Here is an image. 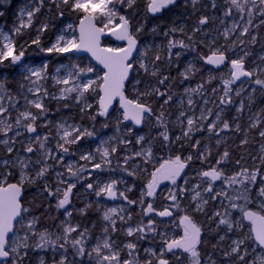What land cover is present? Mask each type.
<instances>
[{
    "label": "snow or ice",
    "instance_id": "snow-or-ice-1",
    "mask_svg": "<svg viewBox=\"0 0 264 264\" xmlns=\"http://www.w3.org/2000/svg\"><path fill=\"white\" fill-rule=\"evenodd\" d=\"M226 3L229 7L223 16L231 17L235 9L240 13L239 21L234 20L223 31L217 30V35L210 39L208 26L215 17L205 11L198 16L190 30L191 34L183 25L175 22L162 32L158 26H153L151 33L154 36L162 35L166 44L145 43L142 47L138 37L144 31V25L142 22L134 23L138 0H31L30 4L20 9L19 23L11 32L0 29V136L3 137L0 138V150L4 153L0 155V169L4 170L0 172V264H31L30 253L49 249L53 252V264H140L137 258L138 244L148 234H152L153 243H156L157 238L159 242L156 248L144 249L149 256L144 264H184L185 259L188 264H264V255H256L254 250H250L249 244L252 241L264 250V167L251 170L240 167L239 171L229 175L225 171L231 162L227 148L214 154L207 145L202 146L201 140H193L195 133L207 131L216 137V145L219 146L223 142L220 133L226 130L244 132L238 122L233 127L229 120L222 119L220 112H213L212 109L205 108L199 116L195 115L197 102L193 99L194 95L201 96L205 105L216 103L212 97L217 96L219 90L207 87L217 78L213 75L214 70L221 66L228 68L227 78H222L223 94L217 97L218 106H231L234 103L232 94L240 96L246 83L256 86L251 89L252 93L259 90L264 96V55L250 61L252 53L247 48L248 44L258 43V35H253L252 29L264 26V0H243V3L241 0H226ZM179 4L180 0H147L146 10L153 17L158 14L162 16L166 11L176 9ZM2 5L3 0H0ZM189 5L193 14L201 8L215 10L219 7L217 0H207L206 4L202 0H184L185 8ZM45 7L49 15L41 19ZM66 12L74 14L77 23L63 25L58 29L54 41L45 45L42 37L55 26L54 21L63 18ZM0 15L3 13L0 12ZM254 16L259 17V24H254ZM220 23L224 24V20L221 19ZM27 30L34 32V37L24 44H18L15 37L25 35ZM176 33L184 35L187 42L175 39ZM197 34H203L202 38ZM105 35L125 43L123 46H103L102 37ZM245 36L250 39L246 41L242 38ZM221 37L223 44L218 43ZM200 45L208 49V54L199 56L205 65L211 66L208 79L184 90L188 111L193 114L188 115L185 110L179 112L176 123L181 132L173 136L166 116V107L173 100L169 84L172 77L170 73H165L179 61L181 50L195 51ZM29 47H34L38 54L68 57L69 63L61 64L50 74L47 61L41 62L39 67L25 62ZM79 53L90 54L92 60L102 66L103 74L91 78L89 74L97 71L94 66L89 64L82 67L73 62ZM10 69H14L21 80L20 92L17 94L7 87L4 73ZM196 71L195 66L189 63L179 75L183 80H188ZM141 72L152 78L147 84L138 78ZM49 79L54 85L62 87L57 92L49 91L45 86ZM237 82L239 87L234 89L233 85ZM129 90L132 95L126 94ZM206 92L208 95H205ZM117 100L118 109L113 107ZM154 100L160 102L159 110L154 108ZM49 101L57 103V111L61 107L75 106L82 118L86 116L93 122L97 117L107 121L113 112H118L115 117L116 131L121 134L102 139L94 150L80 152L79 160L86 163L66 162L67 156L76 154L72 146L80 145L86 138H94L96 132L94 128L89 130L69 122L71 117L62 118L54 124L56 147L53 149L49 146L51 132L41 135L38 131L39 128L49 129L53 126V122L48 119L52 111L48 106ZM254 102V97L249 96V111ZM245 108L246 104L241 100L236 112L243 113ZM13 112L16 113L14 117ZM209 116L215 119L208 121ZM233 119L237 120L238 117ZM40 121L42 123H38ZM249 121V131L257 130L261 140H264V111L253 113ZM126 122H131L133 127H129ZM146 124L157 130L151 139L138 131ZM103 127L107 128L108 123L105 122ZM156 142L161 150L169 152L176 146L179 154L169 156L148 172L142 165L154 164ZM186 144L195 150V154L189 152L184 156L179 151ZM247 144L249 140L245 133L240 145ZM130 145L133 148L136 145L140 147L132 150L128 147ZM261 152L264 153V144L261 145ZM118 153L124 154L119 156ZM214 155L217 158L210 160ZM137 158H140V164H130ZM196 160L210 166L196 173L199 182L190 189L179 185L178 180L185 169ZM260 161L264 165V155H261ZM235 163L239 166L240 160ZM9 169H19L18 182H8V177L13 175ZM117 171L127 177L148 172L149 178L140 189L138 199H131L126 194L133 191L135 184L129 185L123 176L112 178V174ZM103 173H108V176H102ZM165 181L173 187L168 188L163 195L166 203L157 207L154 202L161 195L158 189ZM217 181L223 185L219 190L215 186ZM26 184L36 188V198L41 201L54 200L55 209L63 210L61 214L65 219L60 222L61 231L55 234L54 239V234L47 228L37 230L40 217L28 218L30 209L22 202ZM187 184L188 180L185 179L184 185ZM78 185L97 198H119L128 207L139 205V215L147 219L131 224L129 222L133 216L128 207H104L97 202L95 210L102 211L103 223L97 225L91 222L93 228L100 227L102 238L95 237L89 227L72 223L74 212L86 218L93 209L92 202H85L78 209L72 207L77 198L74 190ZM120 185H124L123 190H120ZM189 192L191 196L187 195ZM182 200L188 203L182 205ZM212 201H219L220 207L210 212L208 206ZM252 204L258 210L253 211L248 207ZM230 209L238 210L241 218L237 219ZM177 212L183 213L178 217V226L182 229V235L178 237L169 235L167 225L164 230H160V225L165 224L163 218H171ZM199 215L206 218V224L198 222ZM245 220L251 226L248 232L243 231ZM18 231H23L24 235L18 236ZM213 231L215 235H208L206 240V234ZM120 234L133 239L117 243ZM33 238H37V242L29 244L28 241ZM92 239H95V244L91 243ZM212 239H216L217 243L211 245L212 251L205 260L201 256L200 246L205 242L210 243ZM221 244L225 247H221ZM125 252L126 259L122 256ZM217 252L223 257L222 260L214 258ZM57 255L59 259H55ZM38 262L46 264L44 256H39Z\"/></svg>",
    "mask_w": 264,
    "mask_h": 264
},
{
    "label": "trees",
    "instance_id": "trees-1",
    "mask_svg": "<svg viewBox=\"0 0 264 264\" xmlns=\"http://www.w3.org/2000/svg\"><path fill=\"white\" fill-rule=\"evenodd\" d=\"M27 3H31V0H3V5L0 6V12L3 13V15H0V29L2 30H7V31H11L13 29V27L16 25V19H17V15L19 12V9L22 7V5L27 4ZM202 3L206 4L207 0H202ZM217 4L218 6L222 5V0H217ZM189 6L187 8L182 7V3L179 4V6L174 9L171 12H165L163 14L162 17H152L148 12H147V0H138V8H137V13H136V17L134 20L135 22H142L144 25V31L142 33L139 34L138 39L142 42H151V41H155L157 44H161L164 43L166 44V39L162 36V35H153L151 33V28L153 26H158L159 31H164L166 30L170 25H172L173 22H175L178 25H184L183 23L186 22V20L189 18V15L192 13L191 9H188ZM219 9H204L201 8L200 11H198V16L203 14V12L207 11L208 13H210L211 11L213 13H217ZM49 15L48 13V9L47 7H45L44 9H42V13H41V19H43L45 16ZM67 20H75V15L66 12L65 16L63 18H58L54 21V27L51 28L43 37H42V42L45 45H48L55 37V34L57 32V30L59 28H61V26L67 21ZM215 21V20H214ZM77 22V21H76ZM184 28L186 31L189 32V34H191L190 29L186 28V26L184 25ZM257 32H259V38H258V43L256 44H248L247 48L248 50L251 51L252 55H254L257 52H260L261 49L264 48V26H261L259 29H257ZM35 33L32 32L31 30H28L25 35L23 36H19V37H15L16 42L18 44H24L25 41H28L30 38L34 37ZM199 38H202L201 34H197ZM175 39H184L185 42H187V39L184 35L180 34V33H176L175 34ZM218 43L221 44V42L219 41ZM175 51V50H174ZM182 51V55L179 59V61L176 63L177 66L175 67V64L169 68L167 70V72L165 74L170 73L172 79L169 81V84L171 85V91L173 93V100L170 102V104L166 107V116L168 121L170 122V134L175 136L178 128L176 127V125L174 124V109H175V101L177 100V98L181 95V85H180V81L182 80V78L179 75V72L181 70L180 64L184 61V58L186 57H190V56H195V58H199V56L201 54L206 55L208 54V49L206 47H204L203 45H200L196 48L195 51H191V50H181ZM26 62H34V63H38V62H42L44 59L48 58L51 62V68H53L54 64L57 63H65V62H69V58L68 57H64V56H56L55 54H53L52 56H46L44 54H38L37 51L35 50L34 47H29L27 48L26 51ZM251 58V57H250ZM200 59V58H199ZM208 67V65H206ZM205 72V68H201L196 74H194L191 77V81H197V82H202L204 80H206V75H203L201 77H199L200 74H204ZM226 74L228 73V68H224L221 71H214L215 76L217 77L216 79H214V81L209 84L210 87L216 88L219 85V79H220V74ZM4 76L7 77V87L8 89H10L12 91L13 94H17L20 92V77L18 75H16V72L14 69H10L7 72L4 73ZM15 77V78H13ZM143 79L145 82L151 80V77H147L144 74L140 73L139 77ZM225 78H227V75L225 76ZM154 82V81H153ZM127 95L130 94V92L128 91L126 93ZM257 95L259 96L260 99H258V103H256L257 107H260L261 109H264V96L261 95L260 91L257 92ZM234 103L231 106H228L229 108L234 107L239 98L234 97L233 98ZM159 101H155L154 100V108H156L157 110H159ZM118 106V105H117ZM116 106V107H117ZM115 107V108H116ZM119 107V106H118ZM55 109V107H54ZM118 109V108H117ZM116 113V112H113ZM73 114L75 116H73V118L77 121L82 122V124H84L87 128H89V130H92L94 128L95 132H96V136L97 137H101L104 136L106 134L111 133L115 128H116V120H115V116H113L111 118H108L107 121L105 120V118L103 117H97V120L95 122H93L91 119H89L88 117H81V115L77 114L76 112L73 111ZM16 115L15 112H13V117ZM107 122L108 123V127L105 128L103 127V124ZM145 132L146 138L151 139L152 136L156 135V129L154 127H149V125H145L142 129ZM233 134L234 137L231 138L230 140L227 141V144L225 146V148H227L231 154V162L227 165V167L225 168V171L231 175L233 172L235 171H239L240 167H247L250 170L253 168H257V167H264V165L262 164H258L257 160L253 161V158L255 157L256 151L253 147V145H257L259 143H262L263 140L259 139L258 140V132L255 131V138L252 137V134L250 135L249 140V144L247 145H240V141L243 139L240 133L234 132ZM0 138H3L2 136H0ZM87 140V138L85 139V141ZM225 148H220L219 151H217L214 154H218L223 152V150H225ZM154 150H156V153H159V145L158 142H156L155 146H154ZM161 157L163 160L169 158V156H174L176 154H178V151L176 150V146H173V150L171 152H169L168 150H164L163 152H161ZM0 155H4L3 151L0 150ZM115 158V157H114ZM217 158V155H214L213 157H210V160H213ZM33 159H35L33 157ZM236 160H240V165L238 166L235 161ZM253 161V162H252ZM194 167L197 170H201L202 168H208L210 165L209 164H201L200 161L196 160L194 161L190 167H188V169H190L191 167ZM4 171L3 169H0V172ZM9 171H11L13 173V175L9 176V180L10 182H17V178H18V169H9ZM137 179L139 181H141V186H143L147 180L146 178H144V176H137ZM25 201H24V205L26 207H28L30 209L31 212V216H38L40 217L39 223L37 224V230L39 231H43L45 228H47L50 232H53L54 229L60 230L59 227V223L64 220L63 215L61 214L63 211H58V214L56 213V209L53 207V202L50 200H39L38 198H36V188L34 186L31 185H25ZM128 195H130L132 197V199H138L140 196V193H135V191L133 193H129ZM164 203H166V201L163 200V195L161 199H158L156 202H154V204L157 207L162 206ZM225 203H227V201H225ZM237 203H243V201H237ZM217 204L216 202H211L209 204V211L211 212L212 210L219 208L220 206H215ZM49 205H51V207H49ZM95 204H93V209L90 210L88 212V215L86 218L84 217H80L78 214H76V212H74L73 217H72V221L73 222H77V223H81L87 227H89L93 233V235L95 237H99L101 235V231H100V227H92V223L91 222H95L97 225H101L103 223V221L101 220V212L100 211H96L95 210ZM136 206V212L134 211L135 209H132L133 212V223H139L141 219L146 220V217H141L139 214L141 212V207L139 205H135ZM253 205H248V207H252ZM82 206L80 204H78L77 208H81ZM140 207V209H139ZM138 210V211H137ZM233 211V215L237 218L238 216L241 215V213H237L238 211L236 210H230ZM54 214V215H52ZM58 215V216H57ZM197 220L198 222H202L206 224V218L203 215H199L197 216ZM163 227V226H161ZM223 234V233H221ZM211 235L214 236L215 232L213 231V233L210 234H206V240H207V236ZM114 236H116V234H114ZM118 237H120V242H126L128 239H132V238H127L124 236L119 235ZM235 238V237H233ZM95 239H92L91 241H94ZM37 242V238H33L30 239L28 241L29 244H34ZM158 238L156 243H153L152 238L150 239L148 236L145 240H141L140 243L138 244V260L139 261H145L148 259V257H146V255L144 254V249H147L149 246H154L157 247L158 246ZM217 240L216 239H212L210 243L205 242L204 244H202L200 246V251H201V256L203 259L207 258V254L210 253L212 251L211 245L212 244H216ZM227 243H230V241H227ZM253 243V242H252ZM254 244V243H253ZM221 247H225L224 244H221ZM32 257L31 260V264H39L38 262V257L39 256H44L46 264H53V254L51 253V250H47L46 252L44 251H38L35 253H30L29 254ZM123 258H128L126 252L122 253ZM214 258L218 259V260H222L223 257L220 256V253L217 252L214 255ZM55 259H59V256L56 257Z\"/></svg>",
    "mask_w": 264,
    "mask_h": 264
},
{
    "label": "rangeland",
    "instance_id": "rangeland-1",
    "mask_svg": "<svg viewBox=\"0 0 264 264\" xmlns=\"http://www.w3.org/2000/svg\"><path fill=\"white\" fill-rule=\"evenodd\" d=\"M241 3H243V0H241ZM27 4H30V3H27ZM27 4L22 5V7H21L20 9L24 8ZM183 4H184V2H183ZM248 6L251 7V5H248ZM189 7L191 8L190 5H189ZM228 7H229V5H228V3H226V0H222V5H220V6L218 7V9L220 8V10H219L217 13H213L212 11L209 13L210 15H212V16L215 17V19H214L215 21L213 20V22L208 26V31L210 32V37H209V39L211 38V36H215V35H217V30H219V31H223V28H224L225 26H229V27H230L234 20L239 21L240 13H238L235 9H233V14H232L231 17H224V16H223L224 11H225ZM20 9H19V12H18V15H17L16 25H15V26H17L18 23H19ZM191 9H192V8H191ZM121 14H123V9H121ZM196 14L198 15V12H196L195 14H193V12L191 13L192 16H193V15H196ZM244 15L246 16V13H245ZM221 19L224 20V24H221V23H220V20H221ZM196 20H197V18H196ZM196 20L193 22V24H191V26H190V30H191V28L196 24ZM68 22L77 23L75 20H67L63 25H65V24L68 23ZM240 23H243V21H240ZM183 24L185 25L186 22L183 23ZM254 24H259V17H258V16H254ZM63 25H62V26H63ZM184 25H183V26H184ZM15 26H14V27H15ZM62 26H61V27H62ZM14 27H13V29H14ZM13 29H12V30H13ZM12 30H11V31H12ZM11 31H7V30H5V32H11ZM27 31H28V30H27ZM27 31H26V32H27ZM57 31H58V30H57ZM56 34H57V32H56ZM56 34H55V35H56ZM252 34H253V35H258V38H259V36H260V35H259V32H257V29H255V28L252 29ZM201 35L203 36V34H201ZM242 38L245 39L246 41H247L248 39H250V38L247 37V36L242 37ZM54 39H55V37H54ZM54 39H53L52 41H54ZM110 39H111V40L106 41V43H105L108 47H115V46H123V45H124V42L116 41L114 37H110ZM233 39H235L234 36H233ZM219 41L221 42V44L224 43V40H223L222 37L219 38L218 42H219ZM145 43H155V44H157L155 41L145 42ZM145 43H142V44H141V47H142ZM135 55H136V53H134V56H135ZM259 55H264V48L261 49L260 52H257V53H255L254 55H252L251 58H249L250 61H251V60H255ZM43 61H47V62H48V65H49L48 71H49L50 74L55 72V68H56V67H59L61 64H63V63H57V64H54V65H53V68H51V66H50V65H51V62H50V60H49L48 58L44 59ZM43 61H42V62H43ZM73 62L80 64L82 67L88 66L89 64H91L92 66H94V67L96 68L97 71H96V73L89 74V76H90L91 78H95L96 75H102V74H103V70L100 69V68H98V67L93 63V61H92L89 57H78V56H76V58L73 59ZM257 62H258V61H257ZM27 63L33 64V65H35V66H37V67H39L40 64H41V62H38V63L27 62ZM68 63H69V62H65L64 65H67ZM189 63L193 64V65L195 66V68L197 69V71L195 72V74H196L201 68H205V72H204V74H200L199 77H201V76H203V75H206V80L208 79L209 68H210V66L207 67V66L203 63V61H202L201 59H199V58H195V56H190V57H186V58H184V61L180 64V67H181L180 72H182V71L184 70V68H185ZM176 66H177V64H175V67H176ZM180 72H179V74H180ZM141 73H142V72H141ZM142 74H143V73H142ZM213 75L215 76L214 71H213ZM226 75H227V73H226V74H223V73L220 74V79H219V82H220V83H219V85L216 87L219 91H218V93H217V96H213V97H212V99L215 100L216 103H209V104L205 105V104H203V98H202L201 96H198V95H194V96H193V99L197 102V103H196V106H195V109H194V111H195V115H196V116H199L200 113H201V111L204 110L205 108L212 109L213 112H220L222 119H227V120H229V122L233 124V127L235 126V123H237V122L241 125V128L244 129V132H239V133L241 134L242 138H244L245 133H247V138H248V139L250 138V135H251V134H252V137L255 138V136H256L255 131H257V130H250V131H249V129H248V125H249V122H250V121H249V117H250L253 113H259V112H261V111H264V109H261L260 107H257V106H256V103H258V99H260L259 96L257 95V92H258L259 90H257L255 93H252V92H251V89H252L253 87H256V86H255V85H251L250 83H246V84H245V90L242 92V94H241L240 96H236L235 93L232 94V97H233V98H234V97L239 98L237 104H236L234 107L229 108V107H225V106H218V105H219V101H218V98H217V97H218L219 95H222V94H223V92H222V88H223L222 78H225ZM213 81H214V79L211 81V83H212ZM147 82H148V81H147ZM147 82H145V84H147ZM199 83H201V82H197V81H194V82H193V81H191V78L188 79V80H183V79H182V80L180 81V85H181V87H182V88H181V91H182V92H181V95H180V96L177 98V100L175 101V109H174V115H175V116H174V121H173V122H174V124L176 125V127L178 128V131H177V133H176L175 136L180 135V132H181V129H180L179 125L176 123V121H177V117H178V115H179V112L182 111V110L188 111V106H187V96L185 95V91H184V90H185L186 88H189V87H196V85L199 84ZM45 86H46V87L49 89V91H51V92H57V91H58V88H59V87H62V86H56V85H54L51 79H49L48 81L45 82ZM207 87H208V89L213 88V87H210L209 85H207ZM238 87H239V82H237L236 85H233V88H234V89H237ZM129 92H130L129 95H132L131 90H129ZM205 95H208V93L206 92ZM249 96H253V97H254V100H255V102H254L253 104H251V111H249V110H248V107H247V105H248V103H249ZM181 100H183V104H181ZM241 100H243V101L245 102V104H246V108H245V110H244L243 113H239V114H238V113L236 112V108L239 106V103H240ZM22 102H23V101H22ZM52 102L54 103V107H55L54 111H55V113L63 112L62 109H60L59 111H57V110H56L57 107H58L57 103H56L55 101H52ZM92 102L95 103L94 100H93ZM61 103H63V102H61ZM69 103H71V102H69ZM263 104H264V103H263ZM116 108H119V107L117 106ZM221 108H223L224 110L221 111ZM73 111L76 112L77 114L81 115V114L79 113L78 109H77L75 106H72V107L69 108V111L67 112V116L64 117V118H69V117H71V120H70L69 122H74V123L80 124L79 121H77V120H75V119L73 118V116H75V115L73 114ZM110 111H111V110H110ZM112 114H113V116L116 117L119 113L116 112V113H112ZM192 114H193L192 111H188V115H192ZM234 117H238V119H237V120H234V119H233ZM213 119H215L214 116H209V117H208V121H211V120H213ZM60 120H61V119H60ZM54 121H57V120H54ZM208 121H205V123H207ZM54 124H55V122H54ZM80 125H82V124H80ZM82 126H83V125H82ZM128 126H129V127H133V125H131V124H128ZM83 127H85V126H83ZM85 128H86V127H85ZM55 131H56V130H55ZM122 131H123V125H121V132H122ZM138 131H139L141 134L145 135V132H144L143 130H138ZM257 132H258V131H257ZM233 133H234V131H231V130H226L225 132L220 133V137L223 138V142H222L221 145H219V146L216 145V137H212L207 131H204V132H197V133H195V135L193 136V140H196V139L201 140V144H202V146H203V145H207V146L212 150L213 153H216L217 151L220 150V148H222V147L225 148V146H226V144H227V141L234 137L235 134H233ZM119 134H121V133H118V132L116 131V128H115L111 133L106 134V135H104V136H101V137H97V136H95L94 138H87V140L85 141V144H86V145H85V150H79V151H77V152H78L79 155H80V152H83V151H89V150H94V149L99 145V143H100V141H101L102 139H107L108 137L115 136V135H119ZM9 135H11V133H10ZM145 136H146V135H145ZM259 139H261V138L259 137V134H258V140H259ZM262 144H264V140H263L262 143H259L258 146L255 145V144L253 145V147H254V149H255V151H256V154H255V157L253 158V161H254V160H257V163H258V164H261L260 157H261V155H264V153L261 152V145H262ZM145 146H146V145H145ZM128 147H129L130 149H132V150H138L140 146H139V145H136L135 148H133V147L130 145V146H128ZM163 151H164V150H161V149H160V150H159V153L157 154V153H156V150H154V152H155V162H154V164L142 165V167H146V168L148 169V172L152 171V170L154 169V167H158V166H159V163L163 162V159H162V157H161V154H162L161 152H163ZM179 151L182 152L184 156L188 155L189 152H193V154H195V150L192 149V148H190L187 144L185 145V147H184L183 149H181V150H179ZM21 154L23 155V153H21ZM123 154H124V153H118L119 156H122ZM178 154H179V152H178ZM71 159H72V158H71ZM71 161H72V162H75V163H79V160H77V161L71 160ZM253 161H252V162H253ZM50 162H51V161H50ZM113 162H114V164H115V162H116V158H113ZM121 162H122V161H121ZM131 163L140 164V163H141L140 158H137L135 161L130 162V164H131ZM79 164H80V163H79ZM189 167H190V166H189ZM198 171H199V170L195 169V168L192 166L190 169L187 170V174L185 175V177L182 178L181 180H178V184H179V185H183V186H185V187H187V188L190 189V188L192 187L193 184L199 182L198 178H196V173H197ZM18 172H19V169H18ZM148 172H139L138 175H140V176H144V178H146V180H148V178H149V176H148ZM95 174H96V173H95ZM101 175L104 176V177H107V176H108V173H103V174H101ZM121 176H123V177L127 180V182H128L129 185H131V184H135V188L133 189L132 192H129V193H133L134 191H135V193H137V192L140 193V189L142 188V186H141V181H139V180L137 179V177H127L126 174H124V173H122V172H120V171H117V172H115V173L112 174V178H116V179H119ZM18 179H19V174H18ZM185 179L188 180V184H187V185H184V180H185ZM215 186H216L217 190H219L221 187H223V185L221 184L220 181H217ZM119 187H120V190H123V189H124V185H120ZM171 187H173V186H172V185H168V186L160 185V188L158 189V192H160L161 195L158 196V197L156 198L155 202H156L158 199H161V198H162V195H164V194L166 193L167 189H168V188H171ZM129 193H126V194L128 195ZM86 194H88V193H86ZM187 195H188V196H191L192 193L189 192ZM88 196H89V195H88ZM128 196H129V198L132 199V197H131L130 195H128ZM84 200H85V201H88L89 199L86 198V199H84ZM50 201L53 202V207H54V205H55V201H54V200H50ZM96 201L99 202V203H100L102 206H104V207H120V206L128 207V206L126 205V202L122 201V200L119 199V198L116 199V200H111V199H108V198H106V197H105V198H97ZM212 202H216V201H212ZM181 203H182V205H186V204L188 203V201H187V200H182ZM210 203H211V202H210ZM253 205H254V204H253ZM155 206H156V205H155ZM215 206H220L219 201H217V204H216ZM54 208H55V207H54ZM133 208L135 209L134 211L136 212V206H135V205H134V206H131V207H128V211H130V212L132 213V216H133V212H132V209H133ZM250 208H251L253 211L258 210L256 205H254V206H252V207H250ZM139 209H140V207H139ZM230 210H231V209H230ZM137 211H138V210H137ZM236 211H238V210H236ZM100 212H101V214H102V211H100ZM56 213H58L57 210H56ZM237 213H240V212L238 211ZM182 214H183L182 212H177V213H175V215H174L173 217H171V218H163L164 221H165V224L160 225V230H164L165 225H167V227L170 229V227H171V225H172L173 227H172V229L169 231V235H170V236H176V237L182 235V230L180 231V227L178 226V223H179V221H178V217H179V215H182ZM28 218L30 219L31 217L29 216ZM240 218H241V215L237 217V219H240ZM156 219L159 220V219H161V218L156 217ZM245 222H246V220L244 221V225H245ZM129 223H131V224H135V223H133V220H131ZM59 224H60V223H59ZM175 225H176V226H175ZM161 226H163V227H161ZM18 227H20V226L18 225ZM125 227H126V225H125ZM250 227H251V226H249V227H244L243 231L248 232V231L250 230ZM60 230H61V229H60ZM17 235L22 237V236L24 235V233H23V231H18V232H17ZM120 235H121V236H124L123 234H120ZM113 236H114V234H113ZM54 237H55V234H54ZM114 237H116V236H114ZM124 237H125V236H124ZM148 237L151 239V238H152V234H148ZM98 238H102L101 235H100ZM95 242H96V241L94 240V243H93V244H95ZM117 243H120V237H118V239H117ZM249 244L251 245V249H250V250H254V252H255L256 255H264V250H261L256 244H253L252 241H249ZM149 247L156 248V247H154V246H149ZM149 247H148V248H149ZM52 253H53V252H52ZM144 254H145L146 257H148V259H149V256H148V254H147L145 251H144ZM57 256H58V255H57ZM57 256H56V257H57ZM251 258H252V257H249V259H251ZM205 260H206V258H205ZM140 264H144V262H143V261H140ZM184 264H188V260H187V259L184 260Z\"/></svg>",
    "mask_w": 264,
    "mask_h": 264
},
{
    "label": "flooded vegetation",
    "instance_id": "flooded-vegetation-1",
    "mask_svg": "<svg viewBox=\"0 0 264 264\" xmlns=\"http://www.w3.org/2000/svg\"><path fill=\"white\" fill-rule=\"evenodd\" d=\"M183 2H184V0H180V4L182 3V7H184V4H183ZM188 9H191L190 7L188 8ZM192 10V9H191ZM210 10V9H209ZM167 12V11H166ZM192 12H193V10H192ZM204 13V12H203ZM150 14V13H149ZM164 14V13H163ZM151 15V14H150ZM152 16V15H151ZM163 16V15H162ZM160 14H158L157 16H155V17H162ZM153 17V16H152ZM196 18H198V15L196 14V15H189V18L186 20V24H185V26H186V28H188V29H190V26H191V24H193V22L196 20ZM185 23V22H184ZM110 37H112V36H107V38H106V40H105V43H106V41H109V40H111L110 39ZM140 41V40H139ZM122 42V41H121ZM125 43V42H124ZM142 44V42L140 41V45ZM26 58H27V55H25V62H26ZM27 63V62H26ZM21 105L23 104V102H22V100H21ZM48 106L52 109V111H51V113H49V115H48V119L50 120V121H52L53 122V126L52 127H50L49 129H45V128H39L38 129V131H39V133L41 134V135H44V134H47L48 132H51V134H52V138L50 139V144H49V146L50 147H52L53 149H55V147H56V138H55V127H54V122H57V121H59L60 119H62V118H64V117H66L67 116V112L69 111V108H60V109H62L63 110V112H60V113H55V111H54V103L52 102V101H49L48 102ZM54 120H57V121H54ZM80 122V121H79ZM38 123H42V121H40V122H38ZM80 124H82V122H80ZM83 125V124H82ZM85 140L84 141H82L81 142V144L80 145H74V146H72L73 147V151H75V156H67L66 158H65V160H66V162L67 161H71V160H74V161H77V160H79V153L77 152V151H79V150H85ZM78 149V150H77ZM35 158V157H34ZM72 158V159H71ZM79 163L80 164H83V163H86V162H84V161H80L79 160ZM61 171H63V169H60ZM94 175V177H95V173L93 174ZM17 180H18V178H17ZM181 180V179H180ZM8 182L9 183H16V182H10V180H9V177H8ZM18 182V181H17ZM161 185H164V184H161ZM164 186H166V185H164ZM74 192L76 193V199H74V201H73V205H72V207L74 208V209H78L77 208V206H78V204H80L82 207L84 206V203L85 202H92L93 204H95V203H97V201H96V199H97V197L94 195V194H90V193H88V194H86V192H85V190H84V188L82 187V186H80V185H78L77 186V189H75L74 190ZM89 195V196H88ZM25 190H23V192H22V202H23V204H24V201H25ZM86 198H88L89 200L88 201H85L84 199H86ZM253 205V204H252ZM254 206V205H253ZM250 208V207H249ZM251 209V208H250ZM252 210V209H251ZM60 211H63V210H60ZM59 211V212H60ZM55 214H58V213H55ZM74 214V213H73ZM52 215H54V214H52ZM58 216V215H57ZM63 218L65 219V217L63 216ZM72 219V218H71ZM72 223H75V222H73L72 221ZM77 223V222H76ZM176 226V225H175ZM250 225H249V223L246 221L245 222V227H249ZM172 225H171V227H170V230L172 229ZM17 229H19V227H18V225H17ZM182 229L180 228V231H181ZM60 231L61 230H57V229H54V231L52 232L53 234H59L60 233ZM55 237H54V235H53V239H54ZM133 239V238H132ZM91 243L93 244L94 243V241H91ZM51 253H52V251H51ZM53 254V253H52ZM58 257V256H57ZM56 258V257H55ZM186 260V259H185Z\"/></svg>",
    "mask_w": 264,
    "mask_h": 264
},
{
    "label": "water",
    "instance_id": "water-1",
    "mask_svg": "<svg viewBox=\"0 0 264 264\" xmlns=\"http://www.w3.org/2000/svg\"><path fill=\"white\" fill-rule=\"evenodd\" d=\"M107 36H108V35H105L104 37H102V45H103V46H107V45L105 44V40H106ZM76 56H78V57H89V58L92 60L90 54H88V53H79V54H76ZM92 61H93V63H94L98 68L102 69V66L96 64V62H95L94 60H92ZM210 67H211V66H210ZM224 68H225L224 66H221L220 69L215 70V71H221V70L224 69ZM102 70H103V69H102ZM116 105H119L118 100L114 102L113 107L115 108ZM126 123L131 124V122H126ZM143 126H144V125H142V126L139 128V130L142 129ZM186 171H187V168L185 169V172L182 174V177L185 176ZM182 177H181V178H182ZM181 178H180V179H181ZM162 184H164V185H170V183L167 182V181L163 182Z\"/></svg>",
    "mask_w": 264,
    "mask_h": 264
},
{
    "label": "bare ground",
    "instance_id": "bare-ground-1",
    "mask_svg": "<svg viewBox=\"0 0 264 264\" xmlns=\"http://www.w3.org/2000/svg\"><path fill=\"white\" fill-rule=\"evenodd\" d=\"M187 170H188V168H187ZM186 174H187V171H186ZM186 174H185V175H186ZM184 177H185V176H183L182 178H184ZM182 178H181V179H182ZM179 180H180V179H179Z\"/></svg>",
    "mask_w": 264,
    "mask_h": 264
}]
</instances>
